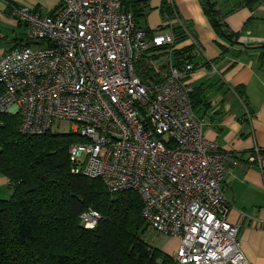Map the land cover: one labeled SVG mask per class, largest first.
Returning <instances> with one entry per match:
<instances>
[{"label": "built area", "instance_id": "1", "mask_svg": "<svg viewBox=\"0 0 264 264\" xmlns=\"http://www.w3.org/2000/svg\"><path fill=\"white\" fill-rule=\"evenodd\" d=\"M9 11L29 43L0 57V112L18 114L26 134L68 122L81 138L68 145L71 172L99 179L111 194L136 192L147 227L177 238L174 262L249 264L239 225L227 218L226 155L205 137L189 100L195 63L186 56L202 48L179 16L149 35L123 0H56L52 12L9 3ZM173 25L193 45L176 59ZM159 46H168L167 71L143 84L135 63ZM79 217L93 228L101 215L89 207Z\"/></svg>", "mask_w": 264, "mask_h": 264}, {"label": "trees", "instance_id": "2", "mask_svg": "<svg viewBox=\"0 0 264 264\" xmlns=\"http://www.w3.org/2000/svg\"><path fill=\"white\" fill-rule=\"evenodd\" d=\"M149 1L123 0V4L151 35L156 28H163L145 25ZM259 1L240 0L238 6L252 8ZM200 4L215 34L237 43L240 32L229 29L215 1L200 0ZM159 13L163 20L178 15L167 0H161ZM184 24L195 39L189 24ZM172 32L178 46L173 53L176 59L193 45H180L187 39L180 25H173ZM168 46L150 47L136 61L135 70L143 84L164 77ZM194 57L186 59L195 63ZM189 100L195 109L201 103L199 92L192 88ZM79 140L76 134L52 129L41 134L22 133L18 114L0 112V174L7 178L11 190L8 198H0V264H178L141 238L147 225L136 192L111 194L99 179L71 172L68 145ZM89 207L101 218L93 228H84L79 216Z\"/></svg>", "mask_w": 264, "mask_h": 264}, {"label": "crops", "instance_id": "3", "mask_svg": "<svg viewBox=\"0 0 264 264\" xmlns=\"http://www.w3.org/2000/svg\"><path fill=\"white\" fill-rule=\"evenodd\" d=\"M167 1L176 7L181 21L189 24L202 48L193 59L195 68L187 82L201 97L195 110L203 121L205 137L216 141L226 155L223 188L230 203L228 221L239 225L237 237L248 263L264 264V46H258L264 45V0L252 8L238 6L240 0H214L229 29L240 32L237 43L215 34L200 0ZM9 2L52 12L56 0H0V57L23 43L22 37L13 36L17 29L22 33L23 26L10 15ZM160 2L149 1L155 19L152 24L145 21L149 28L163 21ZM188 43L187 39L180 45ZM205 61H209L207 66ZM0 182L8 180L0 174ZM168 237L175 241L171 250L165 248L171 255L178 240Z\"/></svg>", "mask_w": 264, "mask_h": 264}, {"label": "rangeland", "instance_id": "4", "mask_svg": "<svg viewBox=\"0 0 264 264\" xmlns=\"http://www.w3.org/2000/svg\"><path fill=\"white\" fill-rule=\"evenodd\" d=\"M153 9H151L149 12H148V15L146 17V20L148 21L149 24H152L153 22H155V19L154 17L151 16V12H152ZM167 19V18H165ZM156 31L157 28H156ZM22 33H20V31H16V33H11L14 37L17 36V37H22V39H24V43H25V35H24V32H23V28H22ZM11 44L13 43L14 44V41H10ZM12 44V45H13ZM197 56H200V54H198ZM69 123L66 122V121H55L53 124H52V131L54 132H67L69 131ZM8 190H10L7 186V184H3L0 182V191H2L3 193H0V198L2 199H6L10 196V193L8 195ZM141 238L149 245L151 246H154V247H157L159 249H161L162 251L164 252H167V250L165 248H168V249H172L174 246H175V241L174 240H171V238H169L167 235H164L162 233H159L157 231H155L154 229L150 228V227H146L143 231V233L141 234Z\"/></svg>", "mask_w": 264, "mask_h": 264}]
</instances>
